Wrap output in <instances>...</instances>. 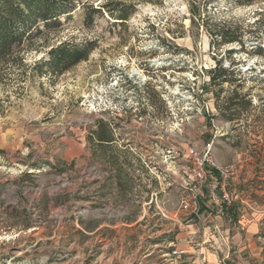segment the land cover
<instances>
[{"label":"rangeland","instance_id":"1","mask_svg":"<svg viewBox=\"0 0 264 264\" xmlns=\"http://www.w3.org/2000/svg\"><path fill=\"white\" fill-rule=\"evenodd\" d=\"M91 1L70 0L75 8L62 25L26 46L29 66L8 71H25V79L0 80V264H162L173 246L168 237L189 224L195 235L206 233L217 257L210 264H264V0L213 7L211 29L222 22L241 34V43L220 48L192 24L186 0H134L137 11L124 25L107 14L87 25L83 5ZM86 41L96 49L62 75L33 70L50 46ZM218 60L241 73L239 88L251 93L253 107L239 122L217 108L239 81L225 84L219 101L207 84ZM101 121L114 129L115 154L135 158L124 168L133 190H118L92 138ZM209 146L218 164L236 169L234 199L223 202L212 169L197 220L191 150ZM250 219L262 238L257 257L232 239L249 234Z\"/></svg>","mask_w":264,"mask_h":264},{"label":"trees","instance_id":"2","mask_svg":"<svg viewBox=\"0 0 264 264\" xmlns=\"http://www.w3.org/2000/svg\"><path fill=\"white\" fill-rule=\"evenodd\" d=\"M134 0H104L96 4V0L85 3L84 21L87 25L95 22L96 16L107 14L114 20L115 25H124L130 17L137 11ZM142 2L162 5L165 0H140ZM188 12L192 24H196L209 32L211 35V46L222 47L225 44L241 43V34L227 27L225 23L215 24V29H211L208 21L212 17L211 11L220 0H186ZM237 5H251L256 0H228ZM70 0H0V80L9 75H17L25 79L26 72H8L10 68L28 67L26 57L23 54L26 46L32 44L37 36H40L46 28L60 27L62 16L71 12L75 5L69 3ZM96 42L86 41L85 43L62 42L56 46H50L48 58L44 57L35 62L33 70L38 75H62L73 66L85 61L96 49ZM233 51V50H231ZM230 51V52H231ZM264 50L261 49V52ZM208 82L211 87H217L214 91L215 98L221 100L223 86L233 85L238 82L235 88L228 91L227 96L223 97L221 104H217L221 117L230 122L242 119L244 113L253 107L251 93L241 92L244 78L242 74L235 70L230 71L222 66L221 60L217 61L215 68L208 70ZM239 77L233 79V76ZM237 128H233V130ZM113 128L107 121L98 122V129L93 132L92 138L97 137L98 147L102 149V154L111 164L113 172L112 179H116V186L119 191L133 190L130 185L126 189V182H132L134 175L124 169L134 167L133 159L125 155L115 154V144L117 139L114 137ZM91 138V139H92ZM236 146V142L234 144ZM114 149V151H112ZM0 150V154H4ZM111 153V155H110ZM140 162V160H139ZM54 167L53 164H49ZM27 178L30 175L26 176ZM32 180V179H31ZM202 212V208H201ZM15 215V216H14ZM16 218L18 215L14 214ZM83 223L81 216L79 217ZM176 233L168 237V242L175 241Z\"/></svg>","mask_w":264,"mask_h":264},{"label":"built area","instance_id":"3","mask_svg":"<svg viewBox=\"0 0 264 264\" xmlns=\"http://www.w3.org/2000/svg\"><path fill=\"white\" fill-rule=\"evenodd\" d=\"M192 167H191V178L195 182L194 194L189 203H192V217L201 220V203L200 200L203 197L202 187L208 178L211 170H217L219 176V189L221 191V198L224 203L231 205L233 202V196L228 191L231 179L236 175V169L234 166H224L220 165L215 161L212 155L211 147L209 146L207 150L203 153L192 149L191 150ZM186 241L192 245H197V239L195 236L190 235L185 238ZM179 242H183L180 239ZM172 246L169 252V262L170 264H180L183 261V255L185 250L178 246V243H170ZM198 260V263H197ZM191 264H207V258L203 255H199L194 258Z\"/></svg>","mask_w":264,"mask_h":264},{"label":"crops","instance_id":"4","mask_svg":"<svg viewBox=\"0 0 264 264\" xmlns=\"http://www.w3.org/2000/svg\"><path fill=\"white\" fill-rule=\"evenodd\" d=\"M247 227V232L249 234L245 236H238L235 235L232 237L233 241L235 242H242V245H240L237 249L240 253H245L249 254L250 256L257 257L260 254V247L259 244L261 243V237L257 235L259 231V222L254 219H250L245 226ZM193 235L197 239V245L192 246L186 241V237ZM180 239H183V242H180L179 247L184 249L186 252L183 255V261L180 264H191L192 260L194 258H197L199 255H203L204 257L207 258V264H210L209 261H214L216 260V255L215 253L210 251H207L206 248V243L208 241L206 233L203 235H195L193 225L189 224L186 225L185 227V233L183 234H177L175 237V241L171 243H179ZM199 240H202V242H199ZM222 241L228 242L226 238H222ZM242 250H245L244 252H241ZM237 251V252H238ZM153 253V251L149 252L147 256H150ZM163 261L162 264H170L169 262V252H166L162 255ZM198 263V260H197Z\"/></svg>","mask_w":264,"mask_h":264}]
</instances>
